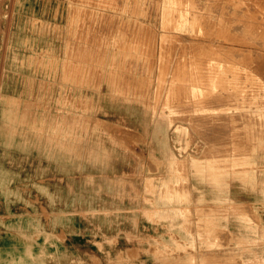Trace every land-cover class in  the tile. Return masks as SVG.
I'll return each mask as SVG.
<instances>
[{
  "label": "rangeland",
  "instance_id": "1",
  "mask_svg": "<svg viewBox=\"0 0 264 264\" xmlns=\"http://www.w3.org/2000/svg\"><path fill=\"white\" fill-rule=\"evenodd\" d=\"M191 1L0 0V65L2 66V68L0 66V264H259L260 262L264 264V130L261 131L264 129V122L261 123L264 121V103H262L264 102V97H262L264 95V81H262L264 80V57L259 58L264 54L262 53L264 42H261L264 39H260L263 37L261 35H264V30H262L264 28V16H262L264 15V0H260L262 2L259 0H226V2L225 0H218V2L212 0L214 3L211 0L208 2L195 0L196 4H193L194 0ZM221 1L224 3L222 4ZM189 4L195 6L189 8ZM206 4L207 7H205ZM177 5H182V7ZM197 5L200 6L196 12ZM212 6H215V9ZM253 6H256L255 9ZM175 10L178 13H175ZM190 11L196 14H190ZM182 12L186 14V17ZM218 12L219 15H217ZM169 13H175L171 14L174 17L178 14V19L174 18L178 23H174ZM206 13L208 18L205 17ZM224 13H229L230 17L225 15L228 17L222 16V19H219L218 17ZM101 17H104L103 21ZM201 17L203 19L198 20ZM169 18L172 19V23L169 22ZM84 19L87 21L85 22ZM256 19L259 22L252 21ZM211 21L216 23L215 27ZM204 22L206 27L203 25ZM164 24L167 30L171 27L172 29L167 31ZM242 24L243 26L245 24V27L252 24L250 26L254 28L248 26V29H252L246 30L245 27L244 29L240 26ZM99 25L103 28L100 29L101 31L97 30ZM105 26L106 30L110 29L108 32L104 30ZM133 27L136 29L134 30ZM198 28L203 31L200 32ZM213 28L217 29L218 33L215 34ZM211 30L215 36L209 33ZM205 31L209 35L207 33L204 35ZM202 32H204L202 35L207 36L206 39L205 37L199 38ZM246 32L249 34L245 35ZM162 34L168 37V42H166V37L161 36ZM222 34H228V37ZM196 35L199 37L196 38ZM187 40L195 48L199 46L197 47L199 50L195 52L196 49L193 47V51L191 49L193 45L187 46L189 45ZM192 40L197 42V46ZM239 40H242L240 41L242 44ZM172 41H175L174 44L170 43ZM247 41L254 42V44L246 45L249 43ZM183 44L186 48L181 46ZM165 47L171 51H167ZM205 47L207 50L209 48L210 53L205 50ZM188 49L191 50L188 51ZM228 51L231 53L226 54ZM204 53H208L206 54L208 58ZM165 54L167 57H162ZM168 54L172 60H168ZM200 54L205 55V59L198 58V55L203 57ZM214 54L216 57L213 56ZM240 56L244 60L242 58L241 60ZM186 57L187 59L182 64V59ZM219 57L223 59L222 62L218 60ZM211 58L214 60L210 61ZM190 61L194 62L195 67ZM213 62L216 65L221 64V66H216L219 74L213 75L217 69L213 66ZM231 62H234L232 63L234 65ZM241 63L245 66L242 67ZM188 64L192 66L193 71L198 69V72L202 68L198 73L201 76L199 79L197 72L194 74L193 71L189 72L191 67ZM177 65H185L187 69H184L185 66L182 68ZM256 65L261 67L258 68ZM212 66L216 69L214 70ZM245 67L248 69L245 70ZM227 68H230V72ZM253 68H256L255 72ZM173 70L177 73L174 74ZM181 70L187 71L184 73ZM206 70L207 74L204 73ZM239 70L244 74L242 72L235 74ZM247 70L252 72L249 73ZM260 72L263 77L259 74ZM209 74L213 78H210ZM221 74L227 76L229 80L226 81ZM174 75H180L179 78L183 80L186 76L191 82L187 83L186 78L184 81L189 84L186 85L183 80L181 82ZM188 75L191 77L189 78ZM215 75H220L218 79L221 82L225 78L224 85L220 81H217L221 85L219 87L217 83H214L217 79V76L214 78ZM258 75L261 76V80L256 77ZM95 78L98 79L95 80ZM169 78L172 79L171 84H169ZM196 78L197 82L194 80ZM173 79L178 80L175 82L176 86ZM257 79L261 85L256 82ZM179 81V84L182 83L185 87L178 86ZM199 81L204 83L203 86L208 87H202ZM207 81L210 83H205ZM196 83H198L197 87ZM234 83L237 85H232ZM214 84L217 85L214 86ZM229 84L233 88L226 89ZM178 87L180 90H175ZM174 90L179 92L180 95L177 96L181 99L185 97V102L189 100L187 98L191 100L194 96L193 100L188 101L189 107L188 104L181 105L184 101L176 96L177 100L175 95L178 93ZM228 91L229 94L232 92L230 96L227 95ZM234 92L237 94L235 95ZM251 92L254 96L256 94L254 98ZM244 95L250 99L245 100ZM221 96L223 100L227 99L223 101ZM243 96L244 98H241ZM197 97L201 99L200 101H204L200 103V107L201 104L205 106L204 108L207 105V111L202 110L203 107L200 109L199 106L194 105L200 102L197 101ZM218 97L221 100L217 101ZM172 99L177 101L173 100L175 102L173 103ZM179 99L180 104H178ZM170 100L173 106L176 107L178 104L180 107H173ZM233 100L236 103L232 102ZM163 101L167 103L168 108ZM208 103H211V106ZM221 103H225L224 107ZM227 103L231 105L228 104L229 106L226 107ZM169 104L172 109L169 108ZM240 104L246 106L242 107ZM181 106H184L182 107L184 111L180 109ZM192 106L197 110L195 113H193ZM217 106L222 108H216ZM191 116L193 119H190ZM243 117L250 120L252 117V120L248 119V121ZM252 121H254L253 124ZM229 131L232 132L230 135L235 140L241 139L236 142L229 136ZM234 131L238 134L235 135ZM255 132L259 135L257 136ZM252 133L254 135H251ZM251 136L252 138H249ZM245 137L248 138L245 139ZM253 138L255 141L250 140ZM243 142L245 146H242ZM225 143L227 145L224 147ZM250 144L253 146H249ZM217 145L218 148H216ZM244 147L251 149V152L247 149L250 154ZM217 149L224 152L223 156L217 153L219 152ZM224 149L229 153L228 156L227 152L221 151ZM201 152L204 153L201 154ZM214 152L216 156L219 154L222 158L217 156L216 159V156H213ZM238 153L241 156H237L240 155ZM211 154L212 156H209ZM225 156L227 160L223 159ZM234 157L235 159H232ZM218 159H220L219 162H217ZM174 160H176L175 163H173ZM178 160L183 162L179 164ZM209 160L211 165L208 163ZM195 164L199 169L196 170ZM213 165L216 167H212ZM221 165H225L223 170H220ZM176 167L180 168L179 171ZM181 167L185 169L182 170ZM179 191H182L183 195H180ZM238 209L240 211H236ZM212 210L216 212V215ZM219 211L220 215L217 213ZM223 212L224 214H221ZM185 227L187 228L184 230ZM182 228L188 233L185 234ZM215 229L219 230V234ZM215 246H218V249ZM215 259L217 262L214 261Z\"/></svg>",
  "mask_w": 264,
  "mask_h": 264
},
{
  "label": "bare ground",
  "instance_id": "2",
  "mask_svg": "<svg viewBox=\"0 0 264 264\" xmlns=\"http://www.w3.org/2000/svg\"><path fill=\"white\" fill-rule=\"evenodd\" d=\"M99 1H100V0H99ZM171 1H173V0H171ZM176 1H177V0H176ZM179 1H180V0H179ZM183 1H184V0H183ZM190 1H191V0H190ZM192 1H193V0H192ZM192 1H191V2H192ZM204 1H205V0H204ZM206 1L208 2V0H206ZM209 1H210V0H209ZM211 1H212V0H211ZM259 1H260V0H259ZM117 2H118V0H117ZM174 2H175V0H174ZM212 2L214 3V1H212ZM215 2H218V0H217V1L215 0ZM221 2H222V1H221ZM225 2H226V0H225ZM241 2H242V1H241ZM260 2H262V1H260ZM125 3H126V1H125ZM135 3H136V2H135ZM155 3H156V1H155ZM177 3H179V2H177ZM223 3H224V2H222V4H223ZM229 3H231V2H229ZM229 3H228V4H229ZM253 3H254V2H253ZM172 4H173V2H172ZM193 4H196L195 0H194V3H193ZM200 4H201V3H200ZM211 4H212V3H211ZM215 4H216V3H215ZM215 4H214V5H215ZM218 4H219V3H218ZM175 5H176V4H175ZM241 5H242V4H241ZM101 6H102V5H101ZM132 6H133V5H132ZM177 6H179V5H177ZM186 6H187V5H186ZM190 6H193V7H194L195 5H192V4L190 5V4H189V8H190ZM199 6H200V5H199ZM199 6L197 5V7H196V12H197V8H198ZM223 6H224V5H223ZM235 6H237V5H235ZM235 6H234V7H235ZM251 6H252V5H251ZM137 7H138V6H137ZM156 7H157V5H156ZM175 7H176V6H175ZM179 7H182V5H180ZM202 7H203V4H202ZM205 7H207V4H206ZM212 7H213V6H212ZM218 7H219V5H218ZM220 7H221V3H220ZM237 7H238V6H237ZM253 7H254V6H253ZM255 7H256V6H255ZM255 7H254V9H255ZM131 8H132V7H131ZM170 8H171V7H170ZM176 8H177V7H176ZM176 8H175V9H176ZM186 8H187V7H186ZM210 8H211V6H210ZM223 8L225 9V7H223ZM247 8H248V7H247ZM61 9H62V8H61ZM143 9H144V8H143ZM156 9H157V8H156ZM160 9H161V8H160ZM167 9H168V8H167ZM179 9H181V8H179ZM198 9H199V8H198ZM200 9H202V8L200 7ZM203 9H205V8H203ZM206 9H207V8H206ZM213 9H215V6L213 7ZM217 9H218V8H217ZM220 9H221V8H220ZM243 9H244V8H243ZM258 9H259V8H258ZM85 10H86V9H85ZM98 10H99V9H98ZM98 10H97V11H98ZM168 10H169V9H168ZM189 10H193V9H189ZM247 10H248V9H247ZM61 11H62V10H61ZM99 11H100V10H99ZM166 11H167V10H166ZM198 11H200V10H198ZM201 11H202V10H201ZM201 11H200V12H201ZM208 11H210V10H208ZM208 11H207V12H208ZM218 11H219V9H218ZM220 11L223 12V10H220ZM225 11H226V10H225ZM225 11H224V12H225ZM239 11H241V10H239ZM85 12H86V11H85ZM90 12H91V11H90ZM92 12H93V11H92ZM94 12H96V10H94ZM164 12H165V10H164ZM168 12H169V11H168ZM170 12H171V11H170ZM205 12H206V10H205ZM205 12H204V13H205ZM258 12H259V11H258ZM261 12H262V11H261ZM161 13H162V12H161ZM165 13H167V12H165ZM175 13H178V12H176V10H175ZM175 13H171V14H175ZM180 13H181V12H180ZM192 13H194V11H193ZM192 13H191V11H190V14H192ZM216 13H217V12H216ZM246 13H247V11H246ZM53 14H54V13H53ZM97 14H99V13H97ZM104 14H105V13H104ZM104 14H103V15H104ZM132 14H133V13H132ZM171 14L169 13V15H171ZM182 14H183V12H182ZM194 14H196V13H194ZM206 14H207V13H206ZM213 14L215 15V13H213ZM220 14H222V13H220ZM228 14H229V13H228ZM228 14H225V13H224V15H221V17H218V18H219V19H220V18L222 19V16L224 17L225 15H228ZM242 14H243V13H242ZM247 14H249V13H247ZM91 15H92V13H91ZM93 15H94V14H93ZM115 15H116V14H115ZM183 15H184V14H183ZM185 15H186V14H185ZM185 15H184V16H185ZM211 15H212V14H211ZM217 15H219V12H218ZM217 15H216V16H217ZM257 15H258V14H257ZM260 15H261V14H260ZM171 16H172V15H171ZM175 16H176L177 19H178V14L175 15ZM188 16H191V17H192V15H188ZM188 16H187V17H188ZM195 16H196V15H195ZM200 16H201V14H200ZM207 16H208V14L205 15V17H207ZM228 16H229V15H228ZM228 16H225V17H228ZM238 16H239V14L237 15V17H238ZM251 16H252V15H251ZM262 16H264V15H262ZM262 16H261V17H262ZM92 17H93V16H92ZM105 17H106V16H105ZM112 17H113V16H112ZM168 17H169V16H168ZM172 17H173V19L176 18V17H174V15H173ZM172 17H171V18H172ZM181 17H182V16H181ZM185 17H186V16H185ZM193 17H194V16H193ZM193 17H192V18H193ZM203 17H204V16H203ZM208 17H209V16H208ZM208 17H207V18H208ZM229 17H230V16H229ZM85 18H86V16H85ZM98 18H100V17H98ZM101 18H102V17H101ZM103 18H104V17H103ZM103 18H102V21H103ZM179 18H180V17H179ZM197 18H198V17H196V19H197ZM207 18H206V19H207ZM263 18H264V17H263ZM15 19H16V18H15ZM88 19H89V18H88ZM113 19H114V18H113ZM113 19H112V22H113ZM116 19H117V18H116ZM164 19L167 20L168 18H165V17H164ZM181 19H182V18H181ZM188 19H189V18H188ZM194 19H195V18H194ZM194 19H193V20H194ZM196 19H195L194 21H196ZM201 19H203V18L201 17V18H199L198 20L201 21ZM224 19H225V18H224ZM224 19H223V20H224ZM230 19H231V18H230ZM232 19H233V18H232ZM232 19H231V20H232ZM235 19H236V17H235ZM253 19H254V18H253ZM84 20H85V19H84ZM106 20H107V18L105 19V21H106ZM109 20H110V19H108V21H109ZM185 20H187V18H186ZM210 20H211V19H210ZM216 20H217V19H216ZM223 20H222V21H223ZM225 20H227V19H225ZM249 20H250V19H249ZM257 20H258V19H256V20H252V21H253V22H255V21H256V22H259V20H258V21H257ZM260 20H261V19H260ZM6 21H7V20H6ZM86 21H87V19L85 20V22H86ZM97 21H99V19H98ZM108 21H107V22H108ZM163 21H164V20H163ZM171 21H172V19L169 18V22H171ZM173 21H174V23H175L177 20L175 21V19H174ZM178 21H179V20H178ZM183 21H184V20H183ZM188 21H190V20H188ZM212 21H213V20H212ZM212 21H211V22H212ZM220 21H221V20H220ZM222 21H221V22H222ZM228 21H230V20H228ZM236 21H237V20H236ZM245 21H247V20H245ZM88 22H89V21H88ZM135 22H137V21H135ZM179 22H180V21H179ZM218 22H219V21H218ZM221 22H220V23H221ZM249 22H250V21H249ZM262 22H263V21H262ZM262 22H261V23H262ZM80 23H81V22H80ZM115 23H116V22H115ZM163 23H164V22H163ZM166 23H168V22L166 21ZM166 23H165V24H166ZM171 23H172V22H171ZM176 23H178V22H176ZM191 23H192V22H190V24H191ZM208 23L210 24V22H208ZM212 23H213V22H212ZM212 23H211V24H212ZM222 23H224V21H223ZM231 23H232V22H231ZM236 23H237V22H236ZM243 23H244V22H243ZM97 24H98V22H97ZM106 24H107V23H106ZM109 24H110V23H109ZM131 24H132V23H131ZM165 24H164V25H165ZM194 24H195V23H194ZM206 24H207V23H206ZM213 24H214L213 27H215V24H216V23H213ZM213 24H212V25H213ZM233 24H234V23H233ZM248 24H249V23H248ZM253 24H254V23H253ZM84 25H85V24H84ZM88 25H89V24H88ZM101 25H102V24H101ZM135 25H136V23H135ZM168 25H169V24H168ZM176 25L178 26V24H176ZM176 25H171V26H174V27H175ZM191 25H192V24H191ZM196 25H197V24H196ZM203 25H205V22L203 23ZM212 25H211V27H212ZM224 25H225V24H224ZM250 25H252V24H250ZM250 25H248V26H250ZM259 25H260V24H259ZM6 26H7V25H6ZM92 26H93V24H92ZM99 26H100V25H99ZM99 26H98V27H99ZM110 26H111V25H110ZM171 26H170V27H171ZM188 26H189V25H188ZM198 26H199V25H198ZM209 26H210V25H209ZM216 26H217V25H216ZM220 26H223V25L220 24ZM240 26H243V24L240 25ZM240 26H239V27H240ZM248 26L246 25V27H245V24H244L243 28L245 27L246 30H250V29H252V28H249V29H248V28H247ZM256 26H257V25H256ZM256 26H255V27H256ZM260 26H261V25H260ZM60 27H61V26H60ZM96 27H97V26H96ZM103 27H104V26H103ZM107 27H108V26H107ZM127 27H128V26H127ZM143 27H144V26H143ZM165 27H166V25H165ZM165 27L163 26V28H165ZM192 27H194V26L192 25ZM196 27H197V26H196ZM196 27H195V28H196ZM202 27H203V26H202ZM205 27H206V25H205ZM223 27H224V26H223ZM250 27H253V26H250ZM79 28H80V27H79ZM87 28H88V27H87ZM91 28H92V27H91ZM91 28H90V30L92 31ZM101 28H102V27L100 26L99 29H97V30L101 31V30H100ZM136 28H138V27L136 26ZM136 28H135V29H136ZM139 28H140V27H139ZM147 28H148V27H147ZM176 28H177V27H176ZM199 28H200V27H199ZM199 28H198V29H199ZM217 28H218V26H217ZM225 28H226V27H225ZM229 28H230V27H229ZM240 28H242V27H240ZM240 28H239V29H240ZM245 28H244V29H245ZM253 28H254V27H253ZM258 28H259V27H258ZM258 28H257V29H258ZM83 29H84V27H83ZM102 29H103V28H102ZM116 29H117V28H116ZM123 29H124V28H123ZM130 29H131V26H130ZM130 29H129V31H130ZM133 29H134V27H133ZM135 29H134V30H135ZM142 29H143V28H142ZM171 29H172V27H171V28H168V30H171ZM204 29H205V28H204ZM206 29H207V28H206ZM214 29H215V28H213L212 30H214ZM221 29H222V28H221ZM226 29H227V28H226ZM226 29H225V30H226ZM255 29H256V28H255ZM257 29H256V30H257ZM260 29H262V28H260ZM86 30H87V29H86ZM104 30H106V26H105V29H104ZM109 30H110V29L108 28V30H106V31L108 32ZM112 30H113V27H112ZM131 30H132V29H131ZM134 30H133V31H134ZM164 30H165V29H163V31H164ZM166 30H167V27H166ZM168 30H167V31H168ZM193 30H194V29H193ZM196 30H197V28H196ZM199 30H200V29H199ZM201 30H202V29H201ZM201 30H200V32H201ZM212 30H211V32H209V31H208V32L211 33V34H213V33H212ZM222 30H223V29H222ZM222 30H221V31H222ZM234 30H235V29H234ZM258 30H259V29H258ZM262 30H264V28H263ZM262 30H260L261 33H262ZM77 31H78V30H77ZM129 31H128V32H129ZM140 31H141V30H140ZM202 31H203V30H202ZM216 31H217V29H215V34L218 33V32H216ZM242 31H243V30H242ZM242 31H241V32H242ZM253 31H254V29H253ZM83 32H84V30H83ZM89 32H90V31H89ZM89 32H88V33H89ZM111 32H112V31H111ZM111 32H110V33H111ZM128 32H127V34H128ZM184 32H185V31H184ZM226 32H227V31H226ZM232 32H233V31H232ZM244 32H245V30H244ZM37 33H38V32H37ZM90 33H91V32H90ZM95 33H96V32H95ZM140 33H141V32H140ZM185 33H186V32H185ZM194 33L196 34V32H194ZM203 33H204V32H202L201 35H202ZM206 33H207V32L205 31L204 35H205ZM209 33H207V34L209 35ZM233 33H234V32H233ZM249 33H250V36H251V31H250ZM249 33H248V34H249ZM252 33H253V32H252ZM257 33H258V32H257ZM6 34H7V33H6ZM59 34H60V33H59ZM84 34H85V33H84ZM84 34H83V35H84ZM101 34H102V33H101ZM132 34H133V33H132ZM243 34H244V33H243ZM248 34H247V32H246L245 35H248ZM255 34H256V33L254 32V35H255ZM258 34H259V33H258ZM262 34H263V33H262ZM1 35H2V34H1ZM107 35H108V33H107ZM146 35H147V34H146ZM166 35H168V34H166ZM171 35H172V34H171ZM199 35H200V34H199ZM201 35H200V37L196 35V38H197V37H199V38H201V39L204 38V37H205V39L207 38V36L202 35V37H201ZM217 35H218V34H217ZM219 35H221V34H219ZM223 35H226V34H222V36H223ZM227 35H228V34H227ZM227 35H226V36H227ZM232 35H233V34H232ZM3 36H4V35H3ZM84 36H85V35H84ZM89 36H90V34H89ZM120 36H121V35H120ZM141 36H142V35H141ZM144 36H145V35H144ZM161 36L166 37V36L163 35V34H162ZM173 36H175V35H173ZM213 36H215V35L213 34ZM213 36H211V37H213ZM226 36H225V37H226ZM261 36H263V37L260 38V39H264V35H261ZM59 37H60V36H59ZM85 37H86V36H85ZM127 37H128V35H127ZM132 37H134V36H132ZM169 37H170V35H169ZM211 37H210V38H211ZM220 37H221V36H220ZM227 37H228V36H227ZM227 37H226V38H227ZM256 37H257V35H256ZM259 37H260V36H259ZM5 38H6V37H5ZM90 38H91V36H90ZM95 38H96V36H95ZM145 38H147V37H145ZM167 38H168V37H166V42H168V41H167ZM171 38H173V37H171ZM193 38H194V37H193ZM214 38H215V37H214ZM223 38H224V37H223ZM245 38H246V37H244V39H245ZM6 39H7V38H6ZM85 39H86V38H85ZM111 39H112V38H111ZM127 39H128V38H127ZM143 39H144V38H143ZM159 39H160V38H159ZM173 39H174V38H173ZM221 39H222V38H221ZM132 40H133V38L131 39V41H132ZM135 40H136V39H135ZM163 40H164V39H163ZM171 40H172V39H171ZM174 40H175V39H174ZM176 40H177V39H176ZM176 40H175V41H176ZM181 40H182V39H181ZM210 40H211V39H210ZM219 40H220V38H219ZM222 40H223V39H222ZM228 40H229V39H227V41H228ZM231 40H232V39H231ZM245 40H247V38H246ZM245 40H243L244 43H246ZM249 40H250V37H249ZM5 41H6V40H5ZM85 41H86V40H85ZM89 41H90V40H89ZM93 41H94V40H93ZM97 41H98V40H97ZM169 41H170V38H169ZM175 41H174V42H175ZM184 41H185V40H184ZM187 41H188V40H187ZM192 41H193V40H192ZM217 41H218V39H217ZM227 41H226V42H227ZM240 41H242V40H239V42H240ZM251 41H252V39H251ZM110 42H111V41H110ZM135 42H136V41H135ZM142 42H143V41H142ZM174 42L172 41V42H170V43H173V44H174ZM181 42H183V41H181ZM181 42H180V43H181ZM188 42H189V41H188ZM193 42H194V41H193ZM193 42H192V43H193ZM203 42H204V41H203ZM203 42H202V43H203ZM224 42H225V40H224ZM231 42H232V41H231ZM247 42H249V43L246 44V45H249V44H250V46H252L251 44H252V43L254 44V42H252V43H250V41H247ZM261 42H264V41H261ZM78 43H79V42H78ZM78 43H77V44H78ZM93 43H94V42H93ZM126 43H127V40H126ZM126 43H125V44H126ZM140 43H141V42H140ZM184 43H185V42H184ZM194 43H195V45L197 46V42H194ZM205 43L209 45V43H207V42H205ZM221 43H222V42H221ZM229 43H230V40H229ZM240 43H241V42H240ZM5 44H6V43H4V45H5ZM81 44H82V43H81ZM89 44H90V42H89ZM97 44H98V42H97ZM176 44H177V43H176ZM181 44H182V43H181ZM206 44H205V45H206ZM217 44H218V42H217ZM230 44H231V43H230ZM241 44H242V43H241ZM130 45H131V44H130ZM190 45H193V44H190V42H189V45H187V46H190ZM199 45H200V44H199ZM220 45H221V44H220ZM87 46L89 47L90 45H87ZM93 46H95V45H93ZM115 46H117V45H115ZM131 46H132V45H131ZM133 46H135V45H133ZM158 46H159V45H158ZM163 46H164V45H163ZM181 46H185V45L183 44V45H181ZM216 46H217V45H216ZM230 46H231V45H230ZM258 46H259V44H258ZM263 46H264V43L262 44V47H263ZM97 47H98V46H97ZM139 47H140V46H139ZM160 47H161V46H160ZM166 47H168V46H166ZM166 47H165V49L170 48V47H168V48H166ZM178 47H179V49H180V45H179V44H178ZM193 47H194V45L191 47V49H193ZM197 47H199V46H197ZM197 47H196V48L194 47V48L196 49L195 52H197V49L199 50V48H197ZM202 47H203V46H202ZM208 47H209V46H208ZM220 47H221V46H220ZM220 47H219V48H220ZM254 47H256V45H255ZM2 48H3V47H2ZM102 48H103V47H102ZM134 48H135V47H134ZM136 48H137V47H136ZM183 48H184V47H183ZM185 48H186V46H185ZM188 48H189V47H188ZM205 48H206V47H205ZM209 48H210V47H209ZM209 48H208V50H207V48H206L205 50H206V51H209ZM211 48H212V47H211ZM213 48H214V47H213ZM213 48H212V49H213ZM231 48H232V47H230V49H231ZM242 48H243V47H242ZM249 48H250V47H249ZM163 49H164V48H163ZM172 49H173V48H172ZM191 49H190V50H191ZM201 49H202V48H201ZM215 49H216V48H215ZM215 49H214V50H215ZM221 49H222V48H221ZM221 49H220L219 51H221ZM232 49L234 50L235 48H232ZM245 49H246V48H245ZM250 49H253V48H250ZM255 49H256V48H255ZM69 50H70V49H69ZM75 50H76V48H75ZM80 50H81V48H80ZM169 50L171 51V49H168L167 51H169ZM181 50H182V49H181ZM184 50H186V49H184ZM184 50H183V51H184ZM190 50L188 49V51H190ZM214 50H213V51H214ZM216 50H217V49H216ZM233 50H232V51H233ZM235 50H236V49H235ZM237 50H238V49H237ZM243 50H244V49H243ZM263 50H264V49H263ZM2 51H3V50H2ZM87 51H88V50H86V52H87ZM95 51H96V50H95ZM177 51H178V50H177ZM186 51H187V50H186ZM193 51H194V49H193ZM211 51H212V50H211ZM222 51H224V50H222ZM230 51H231V50H230ZM230 51L226 52V54H227V53L229 54ZM240 51H241V50H240ZM240 51H239V52H240ZM246 51H248V50H246ZM250 51H251V50H250ZM61 52H62V51H61ZM81 52H82V55H83V51H81ZM164 52L166 53L165 50H164ZM173 52H174V51H173ZM216 52H217V53H220V52H218V51H216ZM224 52H225V51H224ZM248 52H249V51H248ZM94 53H95V52H94ZM161 53H162V52H161ZM167 53H168V52H167ZM191 53L194 54L193 52H191ZM191 53H190V54H191ZM209 53H210V51H209ZM230 53H231V52H230ZM233 53H235V52H233ZM244 53H245V52H244ZM262 53H264V52H262ZM262 53H261V54H262ZM61 54H62V53H61ZM73 54H74V53H73ZM171 54H172V53H171ZM178 54H180V53H178ZM183 54H184V53H183ZM186 54H187V53H186ZM188 54H189V53H188ZM190 54H189V55H190ZM192 54H191V55H192ZM195 54H196V53H195ZM202 54H203V53H202ZM202 54H200V55L203 56ZM204 54H205V53H204ZM206 54H208V53H206ZM206 54H205V55H206ZM211 54H213V53H211ZM211 54H209V55H211ZM226 54H225V55H226ZM238 54H239V53H238ZM238 54H237V55H238ZM240 54H241V53H240ZM246 54H247V53H246ZM246 54H244V55H246ZM1 55H2V54H1ZM136 55H137V54H136ZM147 55H149V54H147ZM152 55H153V54H152ZM160 55H161V54H160ZM168 55H169V54H168ZM196 55H197V54H196ZM205 55H204V56H205ZM217 55H218V54H217ZM220 55H221V54H220ZM220 55H218V56H220ZM248 55H249V54H248ZM248 55H247V57H248ZM75 56H76V54H75ZM165 56L167 57L166 54H165L164 56H162V57H165ZM171 56H172V55H171ZM183 56H184V55H183ZM183 56H182V57H183ZM204 56H203V57H200V56L198 55L197 57H198V58H204V59H205ZM206 56H207V55H206ZM213 56L216 57L215 54H214ZM218 56H217V58H218ZM221 56H222V55H221ZM234 56H235V55H234ZM241 56H242V55H241ZM241 56H240V59L242 58ZM178 57H179V56H178ZM180 57H181V56H180ZM182 57H181V58H182ZM193 57H194V56H193ZM193 57H192V58H193ZM195 57H196V56H195ZM210 57H212V55H211ZM228 57H229V55H228ZM231 57H232V56H231ZM249 57H250V56H249ZM256 57H257V55H256ZM256 57H255V58H256ZM258 57H259V56H258ZM262 57H264V54H262V56L259 57V58L261 59ZM38 58H39V57H38ZM93 58H94V57H93ZM122 58H123V56H122ZM138 58H139V57H138ZM138 58H137V59H138ZM176 58H177V57H176ZM192 58H191V61H192ZM206 58H208V56H207ZM219 58H220V59H218V60H220V61L222 62L223 59H221V57H219ZM71 59H72V58H71ZM76 59H78V58H76ZM82 59H83V57H82ZM85 59H86V58H85ZM161 59H162V58H161ZM178 59H179V58H178ZM178 59H177V60H178ZM185 59H187V57L184 58V59H182V62H181L182 64H183V62H185ZM196 59H197V58H196ZM232 59H233V58H232ZM234 59H236V58H234ZM237 59H238V58H237ZM242 59H243V58H242ZM242 59H241V60H242ZM260 59H259V60H260ZM262 59H263V58H262ZM118 60H119V59H118ZM168 60H172V59L170 58V55H169V59H168ZM175 60H176V59H175ZM183 60H184V61H183ZM189 60H190V57H189ZM194 60H195V59H193V61H194ZM198 60H199V59H198ZM208 60H209V59H208ZM213 60H214L213 58L210 59V61H213ZM228 60H229V59H228ZM243 60H244V59H243ZM251 60H252V59H250V62H251ZM259 60H257V62H259ZM122 61H123V60H122ZM163 61H164V59H163ZM180 61H181V60H180ZM187 61H188V60H187ZM191 61H190V62H191ZM200 61H201V59H200ZM200 61H199V62H200ZM210 61H209V62H210ZM237 61H238V60H237ZM237 61H236V62H237ZM246 61H247V60H246ZM0 62H1V61H0ZM34 62H35V61H34ZM75 62H76V61H75ZM75 62H74V63H75ZM94 62H95V61H94ZM128 62H129V61H128ZM202 62H203V61H202ZM202 62H201V63H202ZM207 62H208V61H207ZM207 62H205V63H207ZM209 62H208V63H209ZM239 62H241V61L239 60ZM244 62H245V61H244ZM244 62H243V63H244ZM252 62H253V61H252ZM252 62H251V64L253 65L254 63H252ZM257 62H256V63H257ZM87 63H88V62H87ZM101 63H102V62H101ZM101 63H98V64H101ZM177 63H178V62H177ZM177 63H176V64H177ZM193 63H194V62H193ZM193 63L191 62L192 66L195 67V65H193ZM211 63H212V62H211ZM227 63H228V62H227ZM232 63H234V62H231V64H232ZM237 63H238V62H237ZM247 63H248V62H247ZM109 64H110V63H109ZM111 64H112V63H111ZM118 64H119V62H118ZM164 64H165V62H164ZM164 64H163V66H164ZM174 64H175V63H174ZM178 64H179V63H178ZM184 64H186V63H184ZM189 64H190V63H189ZM189 64H188V65H189ZM195 64H198V63L195 62ZM199 64H200V63H199ZM214 64H215V63L213 62V66H215V67L218 66V65L221 66V64H218V65H216V64L214 65ZM222 64H223V63H222ZM241 64H242V63H241ZM251 64H250V65H251ZM87 65H88V64H87ZM141 65H142V64H141ZM141 65H140V66H141ZM167 65H168V63H167ZM227 65H228V64H227ZM229 65H230V64H229ZM232 65H234V64H232ZM232 65H231V67H233ZM237 65H239V63H238ZM252 65H251V66H252ZM254 65H255V64H254ZM254 65H253V67H255ZM0 66H1V65H0ZM54 66H55V65H54ZM91 66H92V65H90V67H91ZM93 66H94V65H93ZM116 66H117V65H116ZM121 66H122V65H121ZM121 66H120V68H121ZM177 66H178V65H177ZM180 66L182 67L183 65H180ZM180 66H178V67H180ZM184 66H185V65H184ZM184 66H183V67H184ZM192 66L189 65V67H191V70L188 68V69L190 70V71L188 70L190 73H191V71H193ZM205 66H207V65H205ZM209 66H210V65H209ZM213 66H212V68L214 69L215 67H213ZM220 66H219V68H221ZM244 66H245V65L242 64V67H244ZM246 66H247V64H246ZM251 66H250V67H251ZM256 66H258V65H256ZM128 67H129V66H128ZM160 67H162V65H161ZM178 67H177V68H178ZM183 67H182V68H183ZM197 67H198V66L196 65V68H197ZM203 67H204V65H203ZM225 67H226V65H225ZM225 67H223V68H225ZM229 67H230V66H229ZM248 67H249V66H248ZM259 67H261V66H258V68H259ZM1 68H2V66H1ZM1 68H0V69H1ZM67 68H68V67H67ZM92 68H93V67H92ZM92 68H91V70H92ZM171 68H172V67H171ZM173 68H174V67H173ZM177 68H174V69H177ZM182 68H181V69H182ZM207 68H208V66H207ZM207 68H206V69H207ZM210 68H211V67H210ZM210 68H209V69H210ZM216 68H217V67H216ZM216 68H215V69H216ZM238 68H239V67H238ZM258 68H257V70H259ZM165 69H166V67L164 68V71L166 72ZM184 69H187L186 66H185ZM201 69H202V68H201ZM201 69H200V70H201ZM213 69H212V70H213ZM215 69H214V70H215ZM229 69H230V68H227V71H229ZM246 69H248V68L245 67V70H246ZM249 69H250V68H249ZM251 69H252V68H251ZM255 69H256V68H255ZM255 69L253 68V70H254L253 72H255ZM171 70H172V69H171ZM194 70H195V69H194ZM197 70H198V69H197ZM197 70L193 71V74L196 73ZM200 70L197 72V75H198V73H200ZM212 70H211V71H212ZM214 70H213V71H214ZM216 70H217V72H215ZM216 70H215L214 72L212 71V72H213V75H214L215 73H217V74L220 73V72L218 73V68H217ZM224 70H226V69H224ZM236 70H237V69H236ZM257 70H256V74H257V72H258ZM261 70H262V69H261ZM139 71H140V69H139ZM159 71H160V68H159ZM164 71H163V72H164ZM173 71H174V74L177 73V72L175 73L176 70H173ZM173 71H171V73H172ZM179 71H180V70H179ZM181 71L184 72L183 70H181ZM186 71H187V70H185L184 73H186ZM209 71H210V70H209ZM231 71H233V69H231ZM247 71H248V70H247ZM71 72H72V71H71ZM78 72H80V71H78ZM83 72H84V71H83ZM189 72H187V74H188ZM212 72H210L211 75H212ZM229 72H230V71H229ZM234 72H235V71H234ZM240 72H242V71L239 70V72H235V74L240 73ZM248 72H249V71H248ZM248 72H247V73H248ZM251 72H252V71H251ZM251 72H249V73H251ZM47 73H48V72H47ZM139 73H140V72H139ZM179 73L181 74V72H179ZM179 73H178V74H179ZM184 73H183L182 75H184ZM201 73H203V72H201ZM204 73L207 74V73H208L207 70H206V72L204 71ZM224 73L226 74V72H224ZM227 73H228V72H227ZM242 73H243V72H242ZM242 73H241V74H242ZM247 73H246V74H247ZM263 73H264V72H263ZM108 74H109V73H108ZM206 74H203V75L205 76ZM210 74H209V75H210ZM243 74H244V73H243ZM259 74H261V76H262V73H261V72H260ZM78 75H79V74H78ZM84 75H85V73H84ZM164 75H165V74H163V76H164ZM185 75H186V74H185ZM199 75H200V74H199ZM199 75H198V76H199ZM209 75H208V77H209ZM211 75H210V78H211V77L213 78V76H211ZM221 75H223V74H221ZM238 75H239V74H238ZM238 75H236V76L238 77ZM249 75H250V74H249ZM0 76H1V75H0ZM6 76H7V75H6ZM110 76H111V72H110ZM163 76H162V78H163ZM171 76H172V75H171ZM171 76H168V77H171ZM174 76L176 77L177 75H174ZM179 76H180V75H179ZM179 76H177V77H178V80L180 79ZM188 76H189V75H188ZM198 76H197V78L199 79L201 76H199V77H198ZM216 76H217V79H216V82H214V83H217V81H218V82H219V81L221 82V80H219V79H220V77H219L220 75H219V76H218V75H215L214 78H215ZM223 76H224V75H223ZM231 76L233 77V75H231ZM258 76H259V75H258ZM258 76H256V77L259 78V80H261V79H260L261 76H259V77H258ZM68 77H69V75H68ZM70 77H71V76H70ZM76 77H77V75L75 76V78H76ZM98 77H99V75H98ZM165 77H166V76H165ZM190 77H191V76H189V78H190ZM218 77H219V79H218ZM221 77H222V76H221ZM224 77L226 78L227 76H224ZM245 77H246V76H245ZM250 77H252V76H250ZM262 77H263V76H262ZM72 78H73V77H72ZM78 78H79V77H78ZM78 78H77V79H78ZM160 78H161V76H160ZM160 78H159V79H160ZM172 78H173V77H172ZM186 78H187V77L185 76V79H186ZM193 78H194V77H193ZM197 78L194 79V80L196 81ZM205 78H206V77H205ZM205 78H204V80H205ZM210 78H209V79H210ZM222 78H223V77H222ZM222 78H221V79H222ZM225 78H224V79H225ZM241 78H242V77H241ZM70 79H71V78H70ZM96 79H98V78H95V80H96ZM130 79H131V78H130ZM142 79H143V78H142ZM159 79H158V80H159ZM163 79H164V78H163ZM169 79H170V78H169ZM169 79H168V81H169ZM176 79H177V78H176ZM185 79H184V80H185ZM191 79H192V78H191ZM224 79H223V80H224ZM243 79H245V78H243ZM243 79H242V80H243ZM247 79H248V78H247ZM255 79H256V78H255ZM16 80H17V79H16ZM38 80H39V79H38ZM115 80H116V79H115ZM171 80H172V79H170V83H169V84L172 83ZM174 80H175V79H173V82H174V85H175V82H177L178 80H177V81H176V80L174 81ZM180 80H181V82L184 81L182 78H181ZM182 80H183V81H182ZM186 80H187V83L190 84L191 81H190L188 78H187ZM207 80H208V79H207ZM212 80H213V79H212ZM212 80H211V82H212ZM223 80H222L221 84H222L223 82H225V80H224V81H223ZM227 80H229V78H228V79L226 78V81H227ZM234 80H235V79H234ZM238 80H239V79H238ZM238 80H237V81H238ZM242 80H241V81H242ZM252 80H253V79H252ZM121 81H122V80H121ZM126 81H127V80H126ZM159 81H160V83H161V80H159ZM159 81H157V82H159ZM163 81H164V80H163ZM189 81H190V82H189ZM192 81H193V79H192ZM208 81H210V80H208ZM208 81L205 82V83H210V82H208ZM230 81H231V80H230ZM246 81H248V80H246ZM254 81H255V80H254ZM262 81H264V80H262ZM81 82H82V81H81ZM106 82H107V81H106ZM109 82H110V81H109ZM128 82H129V81H128ZM141 82H142V81H141ZM196 82H197V81H196ZM199 82L202 83L201 81H199ZM199 82H198V83H199ZM233 82H234V81H233ZM233 82H232V83H233ZM238 82H239V81H238ZM249 82H250V79H249ZM249 82H247V83H249ZM251 82H252V81H251ZM256 82L258 83V79H257ZM74 83H75V82H74ZM119 83H120V82H119ZM131 83H133V82H131ZM164 83H165V82H164ZM179 83H180V81L178 82V86L182 85V83H181V84H179ZM184 83H185L186 85H189V84H187L185 81H184ZM198 83H196V87H197V84H198ZM200 83L198 84V86L200 85ZM230 83H231V82H230ZM242 83H243V81H242ZM252 83H254V82H252ZM257 83H254V84H257ZM261 83H262V82H261ZM87 84H88V83H87ZM115 84H116V83H115ZM134 84H135V83H134ZM161 84H163V83H161ZM161 84H158V85H161ZM191 84H192V83H191ZM217 84H218V85H217ZM217 84H214V86H215V85H217L218 87L221 86V85H219V83H217ZM227 84H228V82H227ZM227 84H225V85H227ZM240 84H241V83H240ZM258 84H259V83H258ZM258 84H257V85H258ZM192 85H194V84H192ZM201 85H202V87H205V88L208 87V86H203L204 83H202ZM205 85H208V84H205ZM222 85H224V83H223ZM232 85H235V83L232 84ZM236 85H237V84H236ZM236 85H235V86H236ZM238 85H239V84H238ZM241 85H243V84H241ZM259 85H261V84H259ZM263 85H264V84H263ZM80 86H81V84H80ZM123 86H124V85H123ZM123 86H122V87H123ZM136 86H137V85H136ZM140 86H141V84H140ZM155 86H156V85H155ZM165 86H166V88H167V85H165ZM175 86H176V85H175ZM182 86H184V85H182ZM190 86H191V85H190ZM209 86H211V84H210ZM248 86H250V84H249ZM253 86L256 87V85H253ZM144 87H145V86H144ZM161 87H162V86H161ZM184 87H185V86H184ZM184 87H183V88H184ZM196 87H195V89H196ZM218 87H217V88H218ZM229 87H230V84H229V86L226 87V89L229 88ZM238 87H240V85H239ZM259 87H261V86H259ZM259 87H258V88H259ZM65 88H66V87H65ZM171 88H172V86H171ZM174 88H175V87H174ZM174 88H173V89H174ZM180 88H181V87H180ZM190 88H191V87H190ZM190 88H189V89H190ZM205 88H204V89H205ZM214 88H215V87H214ZM217 88H215V89H217ZM230 88H233V87L231 86ZM253 88H254V87H253ZM42 89H43V88H42ZM124 89H125V88H124ZM156 89H157V87H156ZM167 89H169V87H168ZM167 89H166V90H167ZM178 89H179V87L176 88L175 90H178ZM184 89H185V88H184ZM200 89H201V87H200ZM208 89H209V88H208ZM219 89H220V88H219ZM234 89H235V88H234ZM237 89H238V88H236V90H237ZM247 89H248V87H247ZM247 89H246V90H247ZM254 89H255V88H254ZM46 90H47V89H46ZM64 90H65V89H64ZM160 90H161V88H160ZM166 90H165V91H166ZM171 90H172V89H171ZM175 90H174V91H175ZM179 90H180V89H179ZM181 90H183V89L181 88ZM186 90H187V88H186ZM192 90H193V89H192ZM201 90H202V89H201ZM206 90H207V89H206ZM213 90H214V89H213ZM228 90H229V89H228ZM232 90H233V89H232ZM241 90H243V89H241ZM252 90H253V89H252ZM252 90H251V91H252ZM256 90H257V89H256ZM261 90H262V89H261ZM67 91H68V89H67ZM165 91H164V93H165ZM187 91H189V90H187ZM196 91H197V90H196ZM219 91H220V90H219ZM222 91H224V90H222ZM243 91H244L245 93H247L245 90H243ZM249 91H250V90H249ZM140 92H141V91H140ZM166 92H167V91H166ZM176 92H177L178 94H176L175 97H176L177 95H180L178 91H175V93H176ZM189 92H190V91H189ZM203 92H205V90H203ZM214 92H215V91H214ZM214 92H213V93H214ZM226 92H227V91L225 90V94H226ZM239 92H240V90H239ZM239 92H238V93H239ZM244 92H243V93H244ZM255 92H257V91H255ZM35 93H36V91H35ZM68 93H69V92H68ZM159 93H160V91H159ZM159 93H157V94H159ZM168 93H169V90H168ZM180 93H181V92H180ZM183 93L186 94V93L184 92V90H183ZM183 93H181V94H183ZM187 93H188V92H187ZM190 93H191V92H190ZM197 93H198V92H197ZM230 93L232 94V92H230ZM234 93H235V92H234ZM234 93H233V94H234ZM251 93H252V92H251ZM251 93H250V95H251ZM169 94H170V93H169ZM169 94H168V96H169ZM184 94H183V95H184ZM203 94H204V93H203ZM205 94H207V93H205ZM228 94H229V91H228L227 95H228ZM231 94H229V96H230ZM236 94H237V93H235V95H236ZM164 95H166V93H165ZM170 95H171V94H170ZM187 95H188V94H187ZM191 95H192V94H191ZM195 95H196V94H195ZM213 95L215 96V94H213ZM213 95H212V96H213ZM222 95H223V94H222ZM238 95H239V94H238ZM238 95H237V96H238ZM240 95H241V94H240ZM240 95H239V96H240ZM252 95H253V93H252ZM252 95H251V97H252ZM262 95H263V94H262ZM188 96L190 97V95H188ZM188 96H187V97H188ZM197 96H198V95H197ZM202 96H203V95H202ZM204 96H205V95H204ZM244 96H245V95H244ZM244 96L241 97V98H244ZM246 96H247V95H246ZM246 96H245V100H246V98H248V97H246ZM248 96H249V95H248ZM255 96H256V94H255ZM255 96L253 95V98H254ZM257 96H258V95H257ZM35 97H36V96H35ZM116 97H117V96H116ZM159 97H160V96H159ZM163 97H164V96H163ZM177 97H179V96H177ZM177 97H176V98H177ZM181 97H183V96L181 95ZM192 97H194V96H192ZM192 97H191V100H193ZM207 97H208V96H206V98H207ZM209 97L211 98V95H210ZM219 97H220V95H219ZM219 97H218V99L216 98L217 101H219V99H220ZM226 97H228V96H226ZM234 97H235V96H234ZM234 97H233V98H234ZM249 97H250V96H249ZM262 97H264V95H263ZM156 98H157V97H156ZM179 98H180V97H179ZM206 98H205V99H206ZM212 98L214 99V97H212ZM221 98H222V96H221ZM231 98H232V96L230 97V99H231ZM62 99H63V97H62ZM162 99H163V98H161V100H162ZM165 99H166V98H164V100H165ZM174 99H175V98H174ZM174 99H172V101H173ZM180 99H181V98H180ZM180 99H179L180 102H178V104L181 103V100H182L183 98H182L181 100H180ZM184 99H185V97H184ZM184 99H183L182 101H184ZM187 99L190 100V98H187ZM195 99H196V97H195ZM197 99H198V100H197L198 102L201 100V99L199 100V97H197ZM202 99H203V98H202ZM205 99H204V100H205ZM226 99H227V98H226ZM226 99L224 98V100H226ZM235 99H236V97H235ZM249 99H250V98H248L247 100H249ZM82 100H83V99H82ZM135 100H136V99H135ZM167 100H168V97H167ZM177 100H178V98H177ZM177 100H174V101H177ZM189 100H188V101H189ZM191 100H190V101H191ZM207 100H208V99H207ZM210 100H212V99H210ZM220 100H221V99H220ZM222 100H223V98H222ZM224 100H223V101H224ZM236 100H237V99H236ZM245 100L243 99L244 102H245ZM172 101L170 100V104L172 103ZM174 101H173V103H175ZM185 101H186V100H185ZM185 101H184V103H186V104H184V103L182 102L181 105L183 104V105L186 106V105L189 103L188 101H187V102H185ZM194 101H195V100H194ZM194 101H193V102H194ZM52 102H53V101H52ZM76 102H77V101H76ZM160 102H162V101H160ZM164 102H165V101H163V103H164ZM201 102H202V101H200L198 104H196V103H197V102H196L194 105H195V106L197 105V106L200 107V103H201ZM203 102H204V101H203ZM203 102H202V103H203ZM220 102H221V101H220ZM226 102H227V101H226ZM228 102H229V101H228ZM232 102L236 103L234 100H233ZM239 102H240V101H239ZM250 102H251V101H250ZM250 102H249V104H250ZM16 103H17V102H16ZM73 103H74V102H73ZM97 103H98V102H97ZM163 103H161V104H163ZM176 103H177V102H176ZM234 103H232V104L235 105ZM241 103H243V102H241ZM247 103H248V101H247ZM262 103H264V102H262ZM148 104H149V103H148ZM148 104H147V105H148ZM161 104H160V106H161ZM170 104H169V105H170ZM178 104L176 105V107H178ZM205 104H206V102H205ZM205 104H204V105H205ZM208 104L210 105L211 103H208ZM218 104H219V103H218ZM218 104H217V105H218ZM221 104H222V106H223V104H225V103H221ZM228 104H230V103H227L225 106H226V107L229 106ZM238 104H239V103H238ZM238 104H237L236 106H238ZM244 104H245V103H244ZM244 104H243V105H244ZM249 104L247 105V107L249 106ZM252 104H253V103H252ZM254 104L256 105V102H255ZM36 105H37V104H36ZM171 105L173 106V104H171ZM171 105H170L169 108L172 107ZM174 105H175V104H174ZM191 105H192V104H191ZM213 105H214V104H213ZM230 105H231V104H230ZM240 105H242V104H240ZM243 105H242V107H245V106H246V105H245V106H243ZM259 105H260V104H259ZM158 106H159V105H158ZM162 106H163V107H165V106L167 107V103L165 102V106H164V105H162ZM197 106H196V107H197ZM210 106H211V105H210ZM210 106H209V112H210ZM260 106H261V105H260ZM22 107H23V104H22ZM55 107H56V105H55ZM154 107H155V106H154ZM173 107H175V106H173ZM176 107H175V108H176ZM179 107H180V105H179ZM179 107H178V108H179ZM182 107L184 108V106H181V108H180L181 110H182ZM188 107H189V104H188ZM201 107H203L202 104H201ZM201 107H200V109H201ZM204 107H205V106H204ZM204 107L202 108V110L205 109V110L207 111V110H208L207 105H206V108H204ZM214 107H215V106H214ZM214 107H212V108H214ZM219 107H220V106H219ZM219 107L217 106L216 108H219ZM223 107H224V106H223ZM239 107H240V106H239ZM74 108H75V106H74ZM167 108H168V107H167ZM175 108L173 109V111L175 110ZM190 108H191V107H190ZM192 108L194 109V110H193V111H194L193 113H195V111H197V110L195 109L194 106H192ZM220 108H222V107H220ZM165 109H166V108H165ZM171 109H172V108H171ZM171 109H170V110H171ZM185 109H187V107H186ZM188 109H189V108H188ZM198 109H199V108H198ZM200 109H199V110H200ZM178 110H179V109H178ZM190 110H191V109H190ZM190 110H188V111H190ZM199 110H198V111H199ZM211 110H213V109H211ZM240 110H242V109H240ZM158 111H159V110H158ZM176 111H177V109H176ZM182 111H184V109H183ZM167 112H168V111H167ZM177 112H178V111H177ZM177 112H176V113H177ZM179 112H181V111H179ZM263 112H264V111H263ZM189 113H190V115H191V112H189ZM196 113H197V112H196ZM210 113H211V112H210ZM233 113H235V112H233ZM238 113H240V112H238ZM92 114H93V113H92ZM236 114H237V112H236ZM263 114H264V113H263ZM182 115H183V114H182ZM187 115H188V113H187ZM241 115H242V113H241ZM244 115H245V114H244ZM152 116H153V115H152ZM222 116H223V115H222ZM233 116H234V115H233ZM237 116H238V115H237ZM191 117H192V116H191ZM223 117L225 118V116H223ZM246 117H248V116H246ZM249 117H250V116H249ZM252 117H253V116H252ZM252 117H251V120H252ZM176 118H178V117H176ZM187 118H189V117H187ZM195 118H197V117H195ZM206 118L208 119V117H206ZM243 118H244V117H243ZM18 119H19V118H18ZM160 119H161V118H160ZM160 119H159V120H160ZM172 119H173V118H172ZM190 119H193V117L190 118ZM214 119H215V118H214ZM222 119H223V118H222ZM225 119H226V118H225ZM244 119L248 120L249 118H244ZM173 120H174V119H173ZM177 120H178V119H177ZM204 120H205V118H204ZM204 120H203V121H204ZM216 120H218V119H216ZM226 120H227V119H226ZM249 120H250V119H249ZM249 120H248V121H249ZM251 120H250V121H251ZM254 120H255V119H254ZM63 121H64V119H63ZM169 121H170V119H169ZM174 121H175V120H174ZM198 121L200 122V120H198ZM243 121H244V120H243ZM115 122H116V121H115ZM158 122H159V121H158ZM253 122H254V121H252L251 123L253 124ZM259 122H260V121H259ZM263 122H264V121H261V123H263ZM167 123H168V122H167ZM201 123H202V122H201ZM215 123H216V122H215ZM238 123H240V122H238ZM243 123H244V122H243ZM245 123H247V124L249 125L248 122H245ZM251 123H250V124H251ZM256 123H258V122H256ZM256 123H255V124H256ZM195 124H196V123H195ZM197 124H198V123H197ZM213 124H214V123H213ZM234 124H236V123H234ZM207 125H208V124H207ZM207 125H206V126H207ZM225 125H226V124H225ZM227 125H228V124H227ZM236 125H237V124H236ZM261 125H262V124H261ZM112 126H113V125H112ZM201 126H202V125H201ZM220 126H221V125H220ZM234 126H235V125H234ZM237 126H238V125H237ZM241 126H242V125H241ZM243 126H244V125H243ZM256 126H257V125H256ZM175 127H176V126H175ZM207 127H208V126H207ZM119 128H120V127H119ZM202 128H203V127H202ZM19 129H20V128H19ZM151 129H152V128H151ZM154 129H155V128H154ZM196 129H197V128H196ZM207 129H208V128H207ZM213 129H214V128H213ZM215 129H216V127H215ZM241 129H242V128H241ZM245 129H246V128H245ZM250 129H251V128H250ZM258 129H261V128H258ZM258 129H257V131H258ZM155 130H156V129H155ZM197 130H198V129H197ZM242 130H244V128H243ZM248 130H249V129H248ZM248 130H247V131H248ZM263 130H264V129H261V131H263ZM114 131H116V130H114ZM198 131H199V130H198ZM240 131H241V130H240ZM244 131H245V130H244ZM249 131L251 132V130H249ZM249 131H248V132H249ZM257 131H256V132H257ZM120 132L123 133L122 131H120ZM212 132H213V131H212ZM214 132H215V131H214ZM220 132H222V130H221ZM230 132H231V131H229V136H231V135H230ZM234 132H235V131H234ZM252 132H253V131H252ZM256 132H255V134H257ZM15 133H16V132H15ZM199 133H200V132H199ZM204 133H205V132H204ZM223 133H224V131H223ZM231 133H232V132H231ZM239 133H240V132H239ZM263 133H264V132H263ZM188 134H189V133H188ZM206 134H207V133H206ZM221 134H222V133H221ZM224 134H225V133H224ZM233 134H234V133H233ZM236 134H238V133L235 132V135H236ZM198 135H199V134H198ZM213 135H214V134H213ZM219 135H220V134H219ZM248 135H249V134H248ZM248 135H247V136H248ZM251 135H254V133H252ZM258 135H259V134H257V136H258ZM123 136H125V135H123ZM130 136H131V135H130ZM130 136H129V137H130ZM180 136H181V134H180ZM206 136H207V135H206ZM229 136H228V137H229ZM238 136H239V135H238ZM249 136H250V135H249ZM18 137H19V136H18ZM207 137H209V135H208ZM239 137H241V136H239ZM239 137H238V138H239ZM242 137H243V136H242ZM254 137H256V135H255ZM20 138H21V137H20ZM231 138H233V137L231 136ZM231 138H230V139H231ZM238 138H236V139H238ZM247 138H248V137H247ZM247 138L245 137V139H247ZM249 138H252V136L249 137ZM257 138L259 139V137H257ZM262 138H263V137H262ZM218 139H219V138H218ZM218 139H217V140H218ZM233 139H234V138H233ZM233 139H231V140H233ZM240 139H241V138H239V140H240ZM138 140H139V139H138ZM211 140H212V139H211ZM214 140H215V139H214ZM223 140H224V139H223ZM226 140H227V139H226ZM228 140H229V138H228ZM228 140H227V141H228ZM234 140H235V139H234ZM239 140H235V141L237 142V141H239ZM250 140L255 141L254 138H253V139H250ZM56 141H57V139H56ZM135 141H136V140H135ZM227 141H225V142H227ZM229 141H230V140H229ZM241 141H242V140H241ZM241 141H240V142H241ZM212 142H213V141H212ZM221 142H222V139H221ZM230 142H232V141H230ZM233 142H234V141H233ZM236 142H234V143H236ZM249 142L251 143V141H249ZM178 143H179V142H178ZM188 143H189V142H188ZM207 143H208V142H207ZM210 143H211V142H210ZM214 143H215V142H214ZM243 143H244V144H243L242 146H245V145H246L245 142H243ZM30 144H31V142H30ZM182 144H183V143H182ZM218 144H219V143H218ZM223 144H224V143L222 142V145H223ZM228 144H229V142H228ZM238 144H239V142H238ZM253 144H254V143H253ZM219 145H221V144H219ZM226 145H227V144L225 143L224 147H225ZM61 146H62V145H61ZM210 146H212V145H210ZM232 146H233V145H231V148H232ZM236 146H237V144H236ZM249 146H253V145L250 144ZM254 146H255V144H254ZM219 147H220V146H219ZM227 147H228V146H227ZM227 147H226V148H227ZM238 147H239V145H238ZM246 147H247V146H246ZM197 148H198V147H197ZM216 148H218V145H217ZM216 148H215V149H216ZM226 148H225V149H226ZM228 148H229V147H228ZM239 148H241V147H239ZM244 148H245V147H244ZM26 149H27V148H26ZM215 149H214V151H215ZM220 149H221V147L219 148V150H220ZM222 149H223V147H222ZM225 149H224V150H221V151H225ZM229 149H230V148H229ZM232 149H233V151H234V148H232ZM232 149H231V151H232ZM242 149H243V148H242ZM245 149H246V148H245ZM247 149H248V148H247ZM247 149H246V151H247ZM249 149H250V148H249ZM249 149H248V150H249ZM84 150H85V149H84ZM217 150H218V149H217ZM217 150H216V152H217ZM219 150H218V151H219ZM252 150H253V149H252ZM206 151H207V150H206ZM231 151H230V152H231ZM233 151H232V153H234ZM238 151H239V150H238ZM238 151H236V153H237ZM241 151H243V150H241ZM244 151H245V150H244ZM246 151H245V152H246ZM216 152H214L213 156H216V155H215ZM226 152H227V151H225V153H226ZM247 152H248V151H247ZM250 152H251V149H250ZM169 153H170V152H169ZM203 153H204V152H203ZM203 153L201 152V154H203ZM217 153H219L220 155L223 156L222 153H224V152H220V151H219V152H217ZM227 153H228V152H227ZM232 153H231V154H232ZM243 153H244V152H243ZM28 154H29V152H28ZM219 154H218L217 156H219ZM238 154H240V153H238ZM246 154H247V153H245V155H246ZM248 154H250V153L248 152ZM224 155H225V154H224ZM226 155L228 156L229 153L226 154ZM201 156H202V155H201ZM206 156L209 157V156H212V154L209 155V156H208V155H206ZM217 156L215 157L216 159L218 158ZM222 156H221V157L219 156V157L222 158ZM233 156H234V155H233ZM233 156H232V157H233ZM237 156H241V154H240V155H237ZM237 156H236V157H237ZM168 157H170V156H168ZM168 157H167V158H168ZM203 157H205V155H203ZM203 157H202L201 159H203ZM210 158H211V157H210ZM213 158H214V157H213ZM213 158H212V159H213ZM241 158H242V157H241ZM194 159H196V158H194ZM208 159H209V158H208ZM223 159H224V160H227L228 158L226 159V156H225V158H223ZM232 159H235V157L232 158ZM205 160H206V158H205ZM219 160H220V159H218L217 162H219ZM230 160H231V159H230ZM175 161H176V160H174L173 163H175ZM178 161H179V160H178ZM178 161H177V162H178ZM184 161H185V160H184ZM196 161H197V159H196ZM215 161H216V160H215ZM181 162H183V161H181ZM181 162L179 161V164H180ZM210 162H211V161L209 160L208 163H210ZM213 162H214V161H213ZM221 162H223V161L221 160ZM155 163H157V161H156ZM158 164H159V163H158ZM168 164H169V162H168ZM182 164H183V163H182ZM152 165H153V164H152ZM169 165H170V164H169ZM177 165H178V163H177ZM210 165H211V163H210ZM216 165H217V163H216ZM232 165H233V164H232ZM236 165H237V164H236ZM156 166H157V164H156ZM162 166H163V165H162ZM196 166H197V164H195V168H196ZM217 166H218V165H217ZM221 166H222V165H221ZM221 166H220V167H221ZM223 166L225 167V165H223ZM223 166H222V168H220V170H221V169H222V170L224 169ZM227 166H229V165H227ZM237 166H238V165H237ZM178 167H179V165H178ZM178 167H176V168H177L178 171H179L180 168H178ZM183 167H184V164H183ZM183 167H181L182 170L185 169V168H183ZM212 167H216V166L213 165ZM176 168H174V169H176ZM197 168H198V167H197ZM197 168H196V170H197ZM218 168H219V167H218ZM111 169H112V168H111ZM154 169H155V168H154ZM198 169H199V168H198ZM215 169H216V168H215ZM226 169H228V167H227ZM235 169H237V168H235ZM235 169H234V171H237V170H235ZM238 169H239V168H238ZM249 169H250V168H249ZM253 169H254V168H253ZM169 170H170V169H169ZM193 170H194V169H193ZM245 170H246V168H245ZM251 170H252V169H251ZM178 171H177V172H178ZM180 171H181V170H180ZM185 171H186V170H184V172H185ZM225 171H226V170H225ZM227 171H229V170H227ZM227 171H226V172H227ZM234 171H231V172H234ZM238 171H239V170H238ZM241 171H242V170H241ZM241 171H240V172H241ZM243 171H244V170H243ZM149 172H150V171H149ZM151 172H152V171H151ZM182 172H183V171H182ZM195 172H196V171H195ZM77 174H78V173H77ZM161 174H162V173H161ZM183 174H184V173H183ZM183 174H182V175H183ZM195 174H196V173H195ZM195 174H194V175H195ZM158 175H159V173H158ZM179 175H180V174H179ZM174 177H175V176H174ZM182 177H183V176H182ZM186 177H187V175H186ZM184 178H185V177H184ZM78 179H79V178H78ZM183 180H184V179H183ZM134 181H135V180H134ZM144 181H145V180H144ZM150 182H151V181H150ZM150 182H148V183L150 184ZM148 183H146L147 186H149ZM121 185H122V184H121ZM170 186H171V185H170ZM184 186H185V185H184ZM187 186H188V185H187ZM171 187H172V186H171ZM169 188H170V187H169ZM174 188H175V186H174ZM185 188H186V187H185ZM146 189H147V188H146ZM175 189H176V188H175ZM177 189H178V188H177ZM147 190H148V189H147ZM170 190H171V189H170ZM148 191H149V190H148ZM158 191H159V189H158ZM167 191H168V189H167ZM160 192H161V191H160ZM181 192H182V191H181ZM181 192L179 191L180 195L182 194ZM171 193H172V192H171ZM188 193H189V192H188ZM188 193H187V194H188ZM182 195H183V194H182ZM150 197H152V196L150 195ZM187 197H188V196H187ZM211 199H212V198H211ZM244 206H245V205H244ZM209 208L211 209V208H213V207H209ZM230 208H232V207H230ZM233 208H234V207H233ZM235 208H236V207H235ZM235 208H234V209H235ZM241 208H242V207H241ZM200 209H201V208H200ZM202 209H203V208H202ZM217 209H218V208H217ZM220 209H222V208H220ZM204 210H205V209H204ZM214 210H216V209L214 208ZM214 210H212L213 213H214ZM222 210H223V209H222ZM226 210H227V209H226ZM230 210L233 211V209H230ZM249 210H250V209H249ZM138 211H139V209H138ZM195 211H196V210H195ZM199 211H200V210H199ZM210 211H211V210H210ZM210 211H209V212H210ZM217 211H218V210H217ZM220 211H221V210H220ZM220 211L217 212L218 215H220ZM232 211H230V212H232ZM236 211H240V210L238 209V210H236ZM180 212H181V211H180ZM184 212H185V210H184ZM200 212H202V210H201ZM200 212H199V213H200ZM221 212H222V211H221ZM241 212H242V211H241ZM182 213H183V211H182ZM195 213H196V212H195ZM197 213H198V212H197ZM202 213H203V212H202ZM206 213H207V212H206ZM206 213H204V214H206ZM210 213H211V212H210ZM215 213H216V212H215ZM215 213H214V215H216ZM236 213L239 214V212H236ZM243 213H246V212H243ZM207 214H208V213H207ZM207 214H206V215H207ZM221 214H224V212L221 213ZM211 215H212V214H211ZM197 216H198V215H197ZM204 216H205V215H204ZM252 216L254 217V215H252ZM242 217H243V216H242ZM45 218H46V217H45ZM82 218H83V217H82ZM191 219H192V218H191ZM191 219H189V220H191ZM255 220H257V219H255ZM255 222H256V221H255ZM156 226H157V225H156ZM191 227H192V226H191ZM208 227H209V226H208ZM160 228H161V227H160ZM186 228H187V227H185L184 230H185ZM195 228H197V227H195ZM213 229H214V228H213ZM181 230H183V228H182ZM184 230H183V231H184ZM196 230H197V229H196ZM215 230H216V229H215ZM215 230H214V231H215ZM166 231H167V230H166ZM216 231H217V230H216ZM218 231H219V230H218ZM218 231H217V233H218ZM184 232H185V234H186L187 231H184ZM187 233H188V232H187ZM195 234H196V233H195ZM218 234H219V233H218ZM220 234H221V232H220ZM159 235H160V234H159ZM216 235H217V234H216ZM222 235H224V233H223ZM218 236H219V235H218ZM145 237H146V235H145ZM161 237H162V236H161ZM214 237H215V236H214ZM223 237H224V236H223ZM223 237H222V239H223ZM225 237H226V236H225ZM234 237H235V236H233V238H234ZM92 238H93V237H92ZM148 238H150V237H148ZM94 239H95V238H94ZM124 239H125V238H124ZM127 239H128V238H127ZM135 239H136V238H135ZM225 239H226V238H225ZM131 240H132V239H131ZM137 240H138V239H137ZM228 240H229V239H228ZM135 241H136V240H135ZM135 241H134V242H135ZM152 241H153V239H152ZM199 241H200V240H199ZM226 241H227V240H226ZM127 242H128V240H127ZM154 242H155V241H154ZM175 242H176V241H175ZM222 242H223V240H222ZM235 242H236V240H235ZM150 243H151V242H150ZM157 243H158V242H157ZM176 243H177V242H176ZM112 244H113V243H112ZM253 244H254V243H253ZM261 244H262V243H261ZM146 245H147V244H146ZM196 245H197V244H196ZM238 245H239V244H238ZM238 245H237V246H238ZM251 245H252V244H251ZM161 246H162V245H161ZM174 246H175V245H174ZM224 246H225V245H224ZM234 246H235V245H234ZM242 246H243V245H242ZM244 246H246V245H244ZM95 247H96V246H95ZM97 247H98V246H97ZM114 247H115V246H114ZM215 247H216V246H215ZM252 247H253V246H252ZM216 248L218 249V246H217ZM154 249H155V248H154ZM175 249H176V248H175ZM198 250H199V249H198ZM172 251H173V250H172ZM155 252H156V251H155ZM157 253H160V252H157ZM165 253H166V251H165ZM198 253H199V252H198ZM169 254H170V253H169ZM169 254H168V255H169ZM117 255H118V254H117ZM161 255H162V254H161ZM188 255H189V254H188ZM193 255H194V254H193ZM81 257H82V256H81ZM130 257H132V256L130 255ZM158 257H159V256H158ZM82 258H83V257H82ZM116 258H117V257H116ZM169 258H170V257H169ZM234 258H235V257H234ZM228 259H229V258H228ZM231 259H232V258H231ZM235 259H236V258H235ZM192 260H193V259H192ZM219 260H220V259H219ZM219 260H218V261H219ZM160 261H161V260H160ZM214 261L217 262L216 259H215ZM220 261H221V260H220ZM220 261H219V262H220ZM222 261H223V260H222ZM226 261H229V260H226ZM232 261H233V260H232ZM253 261H255V260H253ZM189 262H190V260H189ZM206 262H207V261H206ZM212 262H213V261H212ZM223 262H225V261H223ZM162 263H163V262H162ZM173 263H174V262H173ZM256 263H257V262H256ZM258 263H259V262H258ZM260 263H261V262H260ZM260 263H259V264H260ZM219 264H221V263H219ZM224 264H225V263H224ZM228 264H229V263H228ZM261 264H262V263H261Z\"/></svg>",
  "mask_w": 264,
  "mask_h": 264
}]
</instances>
